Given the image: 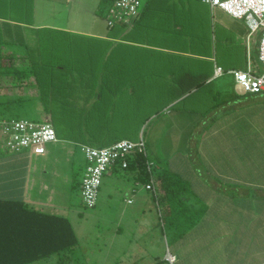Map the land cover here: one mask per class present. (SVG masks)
Masks as SVG:
<instances>
[{"label":"crops","instance_id":"obj_1","mask_svg":"<svg viewBox=\"0 0 264 264\" xmlns=\"http://www.w3.org/2000/svg\"><path fill=\"white\" fill-rule=\"evenodd\" d=\"M50 1L54 4V0H0V54L11 53L13 64L19 70H30L33 60L39 58L40 30L46 28L112 41V56L115 55L117 60L121 57L123 63V59H128L127 67L111 70L112 75L122 77L167 70V74L172 75L180 68L170 69L164 65L171 54L191 56L190 69L197 74H209V80L215 79L217 66L232 70L247 69L251 65L255 71H262L256 52L260 34L249 36L246 22L220 7L192 0L191 5L184 4L183 13L180 0L155 2L152 5L155 12L150 13L148 21L152 27L143 24L140 29L138 27L141 35L126 40L108 35L112 27H108L106 17L98 14L100 0L92 8V21L87 30L40 22V10L54 11L53 7L49 8ZM68 1H71L72 9L75 0H65L64 5ZM42 5L46 9H42ZM185 24H189L198 36H176V29ZM120 43L137 49L142 47L143 57L138 59L141 68L132 66L134 50L123 55L116 53L115 45ZM189 46L197 50H183ZM0 59H3L1 55ZM233 79L235 83L230 85L215 84L220 104L205 116L195 111L170 108L152 119L159 117L163 139L188 142L191 148L175 159V153L165 152L164 157L169 159L170 170L182 174L190 184L183 200L189 207L192 220L179 230L184 229V232L175 237L173 249L168 252L175 256L173 264H264V93H248ZM7 96L24 97L22 112L31 113L35 120L47 115L33 76L1 77L0 101ZM147 139L146 157L151 168L145 169L136 152L130 154L131 161L128 159L127 166L117 161L103 176L95 205L99 201L101 205L109 202L116 210L122 203L121 216L136 219L138 235L142 237L154 225L149 214L155 204H159L161 216L167 208L160 175L168 166L150 159L149 148L156 150L157 154L159 150L150 142L153 135ZM78 150L85 163L79 183L81 196L86 158L80 142L72 137L58 136L56 141L47 144L44 153L10 151L0 142V199L22 200L35 209L67 216L66 211L73 202ZM126 171L132 174L135 182L132 181L124 193L119 191L117 196L116 182L121 180L118 175ZM151 180H154L155 193L146 188ZM140 181L145 190L139 188ZM157 193L163 200V207L160 200L156 202ZM121 230L122 226L118 224L117 234ZM136 241L137 247L130 253L126 264H139L149 253L146 243ZM168 253L163 259L171 264ZM150 256L152 259L147 264H160V256Z\"/></svg>","mask_w":264,"mask_h":264},{"label":"trees","instance_id":"obj_2","mask_svg":"<svg viewBox=\"0 0 264 264\" xmlns=\"http://www.w3.org/2000/svg\"><path fill=\"white\" fill-rule=\"evenodd\" d=\"M114 1L100 0L98 14L106 17ZM191 1L180 0L181 12L184 13L186 9L184 4L191 5ZM155 2L165 3L166 0H146L136 21L131 24H116L108 35L134 40L138 34L141 35L139 29L143 24L152 27L148 21H150V13L155 12L152 6ZM193 2L202 3L201 0H193ZM176 30L178 32L175 33L176 36H198L189 24L182 25ZM76 35L80 37L74 38ZM81 36L87 41L80 43ZM42 38L51 46H46L43 51L39 47V58L33 60L32 67L28 71L19 70L13 64L11 53H1L3 59H0V78L6 75L19 78L33 76L40 92L43 110L50 117L59 137H72L76 142L95 146L110 145L120 135L135 139L143 120L170 104H172L171 108L195 111L204 116L220 104L215 81L209 80V74H197L195 70L190 69L191 56L171 54L164 65L170 69L180 68L172 75H168L167 70L122 77L111 74L113 68H125L127 65L125 59L123 63L120 61L121 57L117 60L115 55L112 56L110 40L101 41L82 34L55 29L52 31L46 28L40 30V39ZM259 42L260 36L256 49L257 56H259ZM98 43L103 44V48ZM121 45L127 44L115 45L116 53L125 54L134 50L132 54L135 55L136 51L137 55L135 60H132L134 62L132 66L141 68L138 59L141 60L143 57L142 47L137 49L135 46L127 45L129 48L122 50ZM185 48L184 51L197 50L190 46ZM47 51H52V56L42 55ZM154 64L156 65L157 62L154 61ZM80 84L88 92L84 97L87 102L86 107L91 105L92 100L93 104L83 112L85 123H66L68 121L64 116H80L77 114L74 102H71ZM24 100L25 98L21 96H7L1 100L0 118H19ZM142 105L149 106V115L142 116L138 112L141 111ZM123 112L126 113L123 115ZM104 117H108L109 120L101 122ZM115 118L118 119V125L115 132H112L110 123ZM135 152L141 164L148 169L146 155ZM128 159L130 162V155ZM169 172L160 175L167 207L164 210L167 213L171 210L172 192L177 190L178 197L185 194L182 190L184 186L180 185V178ZM173 178L178 179L172 181ZM179 201L181 204L178 210L188 213L189 207L182 196L179 197ZM183 232L184 229L176 236H180ZM79 242L78 234L68 216L35 209L22 200L0 199V264H31L52 255H58L61 263L72 261Z\"/></svg>","mask_w":264,"mask_h":264},{"label":"rangeland","instance_id":"obj_3","mask_svg":"<svg viewBox=\"0 0 264 264\" xmlns=\"http://www.w3.org/2000/svg\"><path fill=\"white\" fill-rule=\"evenodd\" d=\"M64 1L65 0H54V4H52V2L50 1L49 8L52 9L53 7L54 11L49 10L48 12L40 10V12L38 13L39 21L48 22L50 24L70 25L80 30H87L88 26L91 25L92 21V8L98 0H75L72 9L70 6L71 1H68L66 5H64ZM145 1L146 0H143V3ZM99 4L100 2H98V6ZM41 7H43V5ZM42 9H46V6H44ZM101 19L103 20V18ZM79 37V35H76L74 38L78 39ZM42 39H40V44L39 46L37 45V47H40V49L43 51V49L47 48L46 46H51V44H49L46 39ZM81 39L82 41L80 43H84L87 41L86 38H84L83 36H81ZM93 43H95V40L93 41ZM100 46L102 47L104 45L100 44ZM120 47L122 50L129 48V46L127 45H121ZM120 53L123 55V52ZM52 54V51L42 53V55L45 56H52ZM136 55L137 54L135 51V57ZM127 62L128 59L126 58V63ZM224 70L225 73L223 75L214 79L215 84L217 85V83H227L228 85H230L232 83H235L233 79V74L229 72L230 69ZM219 78L221 79L219 80ZM86 91L87 90L85 88L83 89L82 85L80 84L78 90L76 91L77 94H75V96L71 99V102H74L75 108L77 109V114L80 116H64L65 120L68 121L66 123H85V117L83 116V112H85V110H87V108H89L93 104L92 100L91 105L89 107H86L87 102L84 99V97L88 94V92ZM83 99L84 101H82ZM79 102H82V104H79ZM171 105L172 104L160 109L157 112H153L150 115L149 106L142 105L141 111L139 110L138 112H140L142 116H145L146 114H148L149 116L144 119L143 123L140 125L136 138L130 139L137 140L140 135L143 134L149 143V140L147 138H149L150 135H153L154 139L150 142L151 144L153 143L157 147V150H159V154H157L156 150L152 151V148H149L150 159L160 162L161 165L166 164L165 166H168L166 171H170L169 173L180 178V185L184 186V188L182 189L184 192L186 189L190 188V184L186 181L185 178L182 177V174L178 172H172L170 170L168 164L169 159L164 157L165 152L167 154L175 153L173 155V159H175L176 157H180V155H184L186 149H191L189 143L186 142L188 143L187 145L186 143L184 144V141L181 140L163 139L164 136L162 137L161 135L163 126L161 124V121H158L159 117L155 120H152L154 117L158 116L162 112L169 110L171 108ZM125 113L126 112H123V115ZM18 116L19 118L29 117L33 119V115L31 113H27L26 115V111L20 112ZM106 120L108 121L109 118L104 117L102 118L101 122H104ZM117 121L118 119L115 118V120L110 123V131L115 132V129L118 125ZM119 137L123 136L120 135ZM83 158L84 156L78 150V160L76 161V183L72 191L73 202L70 206V209L66 211L67 216L70 218L71 222L74 225V228L78 234L80 241L78 248H76V252L74 253L75 257L72 261L69 260L67 262L61 263L59 262V256L52 255L48 258L38 260L33 264H126V261L130 258V253L133 252L134 247H137L136 240H138L140 244L144 242L145 245L146 243L147 247L149 248V253L145 255V259L139 264H147L152 259L150 255L160 256L162 258L160 260V264H168L163 258L165 257V254L169 252L170 249H173V243L176 233L181 228L186 227V225H189L192 220L190 217L191 214L189 212H180L178 210V206L179 204H181L179 201V197H183V195H179L178 197L177 190L172 192L173 194L170 197L171 210H169L168 213L164 210V215L162 216L160 213H158V210L160 212L159 204H155L154 210L149 214L151 215L149 220L154 225H151V229L147 231L148 234L142 237L141 235H138L139 232L136 228L137 220L134 218L131 220L126 215H123V217L121 216L120 208H122V203L117 205L118 209L115 210L113 209L114 206L109 202L108 204L105 203L101 205L99 201L98 205L94 207H88L82 202V198H80L81 196L79 190V183L82 179V172L85 166V163L83 164ZM166 171H163L162 173H165ZM131 175L132 174L129 171L119 173L118 177L121 180L116 182L117 190L115 189V191L117 193V196H119V191L122 190L124 193L125 189L131 185V182H135L134 178ZM176 180L175 178L172 179V181ZM139 188H141V190H145L143 182L141 181ZM184 193L186 194L187 192L185 191ZM155 197H157L155 198L156 202L160 200V205L162 206L163 200L159 197L158 193ZM118 224L122 226V230L119 232V234H117L116 232V227ZM123 249L127 251H124Z\"/></svg>","mask_w":264,"mask_h":264},{"label":"built area","instance_id":"obj_4","mask_svg":"<svg viewBox=\"0 0 264 264\" xmlns=\"http://www.w3.org/2000/svg\"><path fill=\"white\" fill-rule=\"evenodd\" d=\"M212 6L220 7L233 17L243 19L248 28L249 36L259 33V60L262 71H255L251 65L247 69H232L235 81L248 93H264V0H201ZM143 0H115L107 11L108 27L116 24H131L140 13ZM225 73L221 66L215 68L214 77ZM58 139L56 129L48 115L42 119L0 118V142L14 152L30 150L44 153L47 144ZM86 158V168L81 186L83 203L94 207L98 200L102 178L108 169L117 161L123 166L128 165V157L137 151L146 155L147 146L143 134L137 140L118 139L105 146L81 143ZM151 163L148 162V169ZM146 188L156 192L154 180L146 184ZM167 259L173 263L175 256L168 253Z\"/></svg>","mask_w":264,"mask_h":264}]
</instances>
